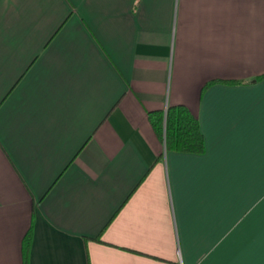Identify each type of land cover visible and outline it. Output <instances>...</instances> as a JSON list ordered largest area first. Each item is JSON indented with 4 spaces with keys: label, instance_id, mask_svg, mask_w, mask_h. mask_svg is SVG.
<instances>
[{
    "label": "crops",
    "instance_id": "0c3cea01",
    "mask_svg": "<svg viewBox=\"0 0 264 264\" xmlns=\"http://www.w3.org/2000/svg\"><path fill=\"white\" fill-rule=\"evenodd\" d=\"M0 264H264V0H0Z\"/></svg>",
    "mask_w": 264,
    "mask_h": 264
},
{
    "label": "trees",
    "instance_id": "16d2710c",
    "mask_svg": "<svg viewBox=\"0 0 264 264\" xmlns=\"http://www.w3.org/2000/svg\"><path fill=\"white\" fill-rule=\"evenodd\" d=\"M156 132L165 140L168 150L204 152V137L198 119L183 104H170L165 110L158 109L150 114ZM30 232L26 233L29 241ZM27 252V244L24 247Z\"/></svg>",
    "mask_w": 264,
    "mask_h": 264
}]
</instances>
